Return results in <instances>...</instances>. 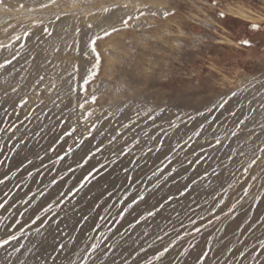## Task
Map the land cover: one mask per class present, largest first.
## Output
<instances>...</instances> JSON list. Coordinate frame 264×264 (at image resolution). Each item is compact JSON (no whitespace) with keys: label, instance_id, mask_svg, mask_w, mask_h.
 Listing matches in <instances>:
<instances>
[{"label":"rangeland","instance_id":"374dc122","mask_svg":"<svg viewBox=\"0 0 264 264\" xmlns=\"http://www.w3.org/2000/svg\"><path fill=\"white\" fill-rule=\"evenodd\" d=\"M49 2L0 0V64L12 60L0 68V179L8 176L0 184V203L8 200L0 208V236L8 231L19 240L0 247V264H197L209 240L204 264H264V0H56L42 7ZM224 101L210 124L204 117L188 121ZM149 108L154 119L144 115ZM232 111L249 117L239 129ZM177 115L185 122L172 128ZM214 136L222 144L209 147ZM97 145L101 152L90 165L76 168ZM193 152L206 159L189 165ZM254 153L260 160L244 175ZM97 161L108 163L107 173L79 188ZM77 188L56 206L61 193ZM244 188L249 195L241 200ZM168 196L174 199L165 202ZM49 204L60 230L53 223L37 236L39 222L31 220ZM140 215L147 218L136 224ZM192 219L196 226L213 223L193 238L184 235ZM93 243L100 244L95 251ZM164 247L169 252L156 260Z\"/></svg>","mask_w":264,"mask_h":264},{"label":"snow or ice","instance_id":"6c2138e0","mask_svg":"<svg viewBox=\"0 0 264 264\" xmlns=\"http://www.w3.org/2000/svg\"><path fill=\"white\" fill-rule=\"evenodd\" d=\"M55 2H56V0H50L49 4H44V5H42V7H49L51 4H54ZM141 14H143V13H141ZM164 15L167 16L168 13H164ZM221 15H223V14H221ZM132 19H133V17L129 16L126 19L123 20V23L125 25H128L129 24V21L132 20ZM59 20H60V16L59 15H56L55 16V21H53V22H58ZM89 27H91V25H89ZM252 27L255 28L256 25H253ZM78 31L79 30L77 29V32ZM115 31H118V29L113 28L112 29V32H115ZM44 32L47 35H49V36L52 35V33L49 32V30L47 28L44 29ZM110 34H111L110 32H105L104 33L105 36H108ZM26 35H27V33H26ZM16 39L19 40L20 37H17ZM239 43L242 44V45H244V46H251L249 40H243L242 39V40L239 41ZM0 47H4V46L3 45H0ZM94 50H95V44L93 43V51ZM57 51H59V49H57ZM98 56H99V54L97 53V57ZM15 58L16 57L13 56L12 59L14 60ZM10 63H12V60H6L3 64H0V68H3L7 64H10ZM40 80H43V77H40ZM85 83L87 84V81H85ZM14 91H15V89H14ZM233 96H235V93H233ZM93 102H95V98H93ZM26 103H27V101H22L21 104H20V107H23ZM227 103H228V101H224L222 103H219L218 105H213L212 107H210V108L207 109V115H206L205 112L198 111L196 113V116H188L187 119H188V121H192V120H195L197 117H204L205 122H207V123L210 124L211 122L208 120V116L211 115L217 108L224 109ZM80 107L83 108L84 105L81 104ZM154 111H155V109L149 108L148 111L144 113V115L147 116L149 119H154V117H152L150 115V113H152ZM163 111H165V109H161V112H163ZM229 114H230V116L236 118L235 128H237V129H239L243 125H245L246 121L249 119V117H247V116H244L243 119H241L240 118V115H243V114L240 113V115H238L237 112H235V111H232ZM139 115H140V113L138 112L137 113V116H139ZM27 118L28 117L26 116L25 119H27ZM177 121H179L181 124L185 122L179 115H177L176 118H175V120L169 119V126L172 127V128H178L179 127V124L177 123ZM95 127H96V125L93 124L92 125V129H94ZM124 127H128V125H124ZM203 127H204V125L201 124L200 125V128L203 129ZM92 129H88L89 136H91ZM4 131H7V129H4ZM72 131L75 132L76 129H73ZM161 131L163 132L164 130L161 128ZM69 134L70 133H65V136H67ZM119 135H120V133L117 132L116 135H114L111 138V140L109 141V143H113L116 140L117 136H119ZM193 135L199 137L201 135V132L200 131H195L193 133ZM225 135H227V134H225ZM231 136L232 137H236L237 136V131H235V130L231 131ZM213 138H214V141L215 142H214V144H212L211 142H209V147L215 148V147L220 146L222 144V140H221V138L219 136H214ZM153 139H155V137H153ZM188 140L191 141L192 140V136H189L188 137ZM84 142L85 141L83 139L80 140L76 144V147L77 148L81 147L84 144ZM137 143H138V141H137ZM185 143H188V141H185ZM156 150L158 151L159 149L157 148ZM151 151H152V149L149 148V152H151ZM204 151H205V149L203 147H201L200 148V153H203ZM260 151L261 152H264V148L260 149ZM100 152H101V148L99 147V145L95 146L94 149H89L87 152H85L84 156L81 157L80 161H78L76 163V168H83V167H85L87 165H90L91 160L93 158H95V156L98 153H100ZM200 153L193 152V155L196 156L197 158L195 160H187V163L189 165H192V164L200 165L206 159V157L203 156V155H200ZM65 155H67V153ZM253 155H254L255 158L251 159V162L248 163L247 164V167H245L243 169V174L244 175H247L249 169H251V168H253V166L257 165L258 160H260V157L259 156H255V153ZM62 159H64L63 156H58L57 162H59ZM185 159H187V157ZM230 159H231V157H230ZM117 160H118V157H117V159H113L111 161V163L112 164H116L117 163ZM2 163H4V161H0V164H2ZM27 163L28 164H32L33 162H32V160H28ZM181 163H182V166H183V162H181ZM107 168H108V163L107 162H103V161H97V163L95 165H91L90 170L87 172V175L84 176L83 181L79 185V188H83L85 186V183H87V182L96 181L97 180V177H101L102 178V173L103 174H106L107 173ZM123 170L125 172H128L129 171V169L127 167H125ZM73 171H74V169L71 168V167H69V172H73ZM161 172H163V169L162 168L161 169H157V171L153 173V176H158V174L161 173ZM172 172L173 173L176 172V169L173 168L172 169ZM213 173L215 174V170H213ZM31 175H32V173L29 172V176H31ZM65 175H67V173H65ZM169 175H171V173H169ZM7 179H8V176H7V174H5L4 175V179H0V184L5 183ZM129 179H131V177H129ZM164 179H168V176H165ZM252 179L255 180L256 177L253 176ZM52 183L53 184H56L57 181L55 179H53ZM193 183H195V181H193ZM154 187L159 188L160 187L159 182H157L154 185ZM229 187H231V185H229ZM249 187H250V185H249ZM79 188L74 189L70 193H61L60 194V199L57 200V202H56V206L57 207H60L65 202L66 198L68 196H70V195H75L76 192L79 190ZM188 190L189 189L187 188V186H185V188H184L183 191H179V195L180 196H184L187 193ZM7 195L8 194L6 193L5 196L7 197ZM41 195L43 196L44 193L41 192ZM109 195H111V193H109ZM248 195H249L248 188H244V190H243V197H241L240 199L242 200L243 198L248 197ZM32 199H35V196L34 195L32 197H30L27 201H25V204H30ZM139 199L140 200H144L145 197L143 195H140ZM173 199H174V197L168 196L166 198V201L165 202H170ZM256 199L257 200H260V197H256ZM121 203H123V200H121ZM136 203H137V201L136 200H133V202L131 204H128L127 205V208H125L123 211H127L128 208H133V204H136ZM223 203H224V201L221 200L219 202V204L216 205V207H219L220 204H223ZM238 203H240V200H238L237 203L232 204L231 207L228 208V211L224 213V215L225 216H229L230 214L234 213L235 210H236V208H237V204ZM6 204H8V200L7 199H5L2 203H0V208H4ZM163 206H164L163 204H160L159 205V208H163ZM158 210L159 209H157V211ZM26 211H27V209H26ZM39 211L43 213V216L34 213V217L35 218L31 220V224L32 225H37V222H39V225L35 228V232H36V235L37 236L41 235L42 231L45 230V229H47L53 223H56L57 231L60 230L59 229V224L56 222V219H55V217L58 215V213H53L52 212V205L51 204H49V205H47L45 207H42L41 209H39ZM155 214H156V211H148L147 212V217H152ZM212 214L215 215V209H213ZM119 215H121V217H122L123 213H120ZM147 217H145L144 215H140V217L135 221V223L136 224H139L141 220H145ZM86 219H87V217H85V220ZM100 219H101L102 222L107 223V218L106 217H100ZM198 219L201 220V221H204L205 220V217L199 216ZM215 219L219 220L220 217L219 216H215ZM0 223H2V221H0ZM15 223L16 224H19L20 222H19V220H15ZM212 223H213V221L211 219H208L206 221V223L201 224L200 226H196L197 225V220L196 219H192V220H190V224L193 227H192V229L190 231L185 232L184 235L192 236L194 238L196 234L201 233L204 229H206L208 227V225H210ZM95 227L97 229H99L101 227V224H97V225H95ZM20 230H21V232H23L22 227H21ZM166 235H168V234L166 233ZM101 236H103V233H101ZM157 239H161L162 240L163 237H157ZM176 239L182 241L184 239V236H182L180 234H177V238ZM12 241H16L17 243H19V240H18L16 234L11 233V232H8V231H5L4 234H3V236H0V247H6ZM175 243H176V240H173L172 241V244L175 245ZM207 243H208L209 247L206 250L203 251L202 255L198 256V258H197V264H204V262L208 258L209 252L211 251V246H210L211 245V241L209 240V241H207ZM189 244H190L191 247H195V245H191V242H189ZM58 247H60L62 249L64 247V245L63 244H60V245H58ZM99 247H100V244L99 243H93L91 245V248H92L93 251H95ZM259 248L262 249V250H264V240L260 241ZM16 250L18 251L19 249H16ZM169 250H170L169 247H164L162 251H157L156 252L154 258L156 260H159L161 257L165 256L169 252ZM228 250H229V252L232 251L231 249H228ZM85 251H87V249ZM255 251H256V246H253V252H255ZM187 252H188V249L185 248L184 251L181 253V255L186 254ZM260 254H264V253H260ZM239 255H240V257H245V252H240ZM258 255L259 254H257V257H258ZM125 264H127V261H125ZM136 264H139V262L137 261ZM148 264H151V261H149Z\"/></svg>","mask_w":264,"mask_h":264}]
</instances>
